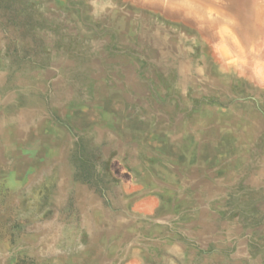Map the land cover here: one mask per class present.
Masks as SVG:
<instances>
[{
    "label": "rangeland",
    "instance_id": "rangeland-1",
    "mask_svg": "<svg viewBox=\"0 0 264 264\" xmlns=\"http://www.w3.org/2000/svg\"><path fill=\"white\" fill-rule=\"evenodd\" d=\"M262 12L0 0V264H264Z\"/></svg>",
    "mask_w": 264,
    "mask_h": 264
},
{
    "label": "bare ground",
    "instance_id": "bare-ground-1",
    "mask_svg": "<svg viewBox=\"0 0 264 264\" xmlns=\"http://www.w3.org/2000/svg\"><path fill=\"white\" fill-rule=\"evenodd\" d=\"M149 1V0H148ZM246 1V0H245ZM228 2V1H227ZM231 2H232V0H231ZM238 2V1H237ZM249 2V1H248ZM258 2H259V4H261V5H263V3H264V0H258ZM234 3V2H233ZM250 3V2H249ZM228 4V3H227ZM247 4V3H246ZM230 5V4H229ZM231 5H233V4H231ZM255 5H256V3H255ZM249 7V6H248ZM250 8V7H249ZM256 9V8H255ZM259 12V11H258ZM257 13V12H256ZM263 13V15H264V12H262ZM186 29V28H185ZM253 31V32H252ZM251 32H252V35L253 34H255L256 32H257V30H252ZM160 46V45H159ZM156 47V46H155ZM157 47H158V44H157ZM161 48L162 47H160V50H161ZM165 49V48H164ZM171 54V53H170ZM164 55V54H163ZM158 56H160V55H158ZM162 56V55H161ZM156 58H158V57H156ZM163 58V57H162ZM161 58V59H162ZM155 59V58H154ZM153 60V59H152ZM163 61V60H162ZM174 61V60H173ZM93 69H95V68H93ZM184 72V71H183ZM62 95H63V93H62ZM41 108V107H40ZM19 123V122H18ZM142 123V122H141ZM22 126V125H21ZM228 127V126H227ZM22 133V132H21ZM15 134V133H14ZM10 137H12L13 136V130H12V132H10V135H9ZM19 137V136H18ZM208 138V137H207ZM203 145V144H202ZM173 148V147H172ZM171 151V150H170ZM198 151H200V149H198ZM174 152H176L175 150H173L172 151V154L174 153ZM177 153V152H176ZM175 153V154H176ZM199 155V154H198ZM188 156V155H187ZM27 161V160H26ZM17 173H19V172H17ZM160 187V186H159ZM41 230V229H40ZM38 239V238H37Z\"/></svg>",
    "mask_w": 264,
    "mask_h": 264
}]
</instances>
